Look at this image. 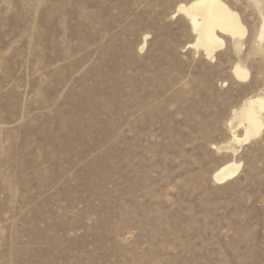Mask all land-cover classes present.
<instances>
[{"label": "rangeland", "instance_id": "rangeland-1", "mask_svg": "<svg viewBox=\"0 0 264 264\" xmlns=\"http://www.w3.org/2000/svg\"><path fill=\"white\" fill-rule=\"evenodd\" d=\"M188 1L0 0V264H264V131L215 148L264 91L261 19L225 0L247 33L210 59Z\"/></svg>", "mask_w": 264, "mask_h": 264}, {"label": "bare ground", "instance_id": "bare-ground-1", "mask_svg": "<svg viewBox=\"0 0 264 264\" xmlns=\"http://www.w3.org/2000/svg\"><path fill=\"white\" fill-rule=\"evenodd\" d=\"M251 1L261 19L260 30L256 38V42L259 43L264 38V0ZM172 15L184 16L190 25L194 39L186 46L201 50L210 59H213L216 53L225 46V37L230 38L235 47L239 48L247 33V27L239 12L225 0L180 2L176 5ZM145 44L146 37L143 38L140 50ZM258 49L263 51L264 45L259 46ZM232 74L237 80H246L249 71L245 66L236 63L232 67ZM228 125L231 130L230 141L215 146V148L218 151L230 152L235 155L238 152L237 144L247 143L264 131V91L248 96L238 108L233 109ZM240 127L242 134L238 135L236 130ZM239 168L240 163L232 158L217 167L212 173V178L216 183H224L234 178L238 174Z\"/></svg>", "mask_w": 264, "mask_h": 264}]
</instances>
